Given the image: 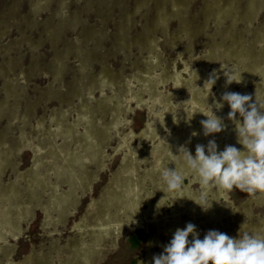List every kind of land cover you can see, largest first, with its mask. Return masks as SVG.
<instances>
[{
    "label": "rangeland",
    "instance_id": "obj_1",
    "mask_svg": "<svg viewBox=\"0 0 264 264\" xmlns=\"http://www.w3.org/2000/svg\"><path fill=\"white\" fill-rule=\"evenodd\" d=\"M212 74L209 105L225 91L264 99V0H0V264H150L189 222L201 238L264 231V194L157 208L170 151L242 148L227 104L207 138L206 117L182 109Z\"/></svg>",
    "mask_w": 264,
    "mask_h": 264
},
{
    "label": "clouds",
    "instance_id": "obj_2",
    "mask_svg": "<svg viewBox=\"0 0 264 264\" xmlns=\"http://www.w3.org/2000/svg\"><path fill=\"white\" fill-rule=\"evenodd\" d=\"M226 76V87L240 82L234 75ZM214 84L212 74L203 88L197 86L203 103L196 108H183L187 120L190 122L195 113L203 114L206 119L200 121L202 134L206 138L214 136L223 132L226 125L213 107L220 110L227 104L230 109L227 120L235 126L236 143L242 148L226 145L219 150L215 139H209L206 145L195 146L194 155L183 146L178 149V154L170 151L169 163H174L175 169H169V163L157 165L155 192L165 193L157 204L158 209L169 206L164 201H171L172 205L178 199L186 198L207 212L213 201L217 202L213 192L238 190L253 197L264 194V99L255 95L253 102L250 95L225 91L219 101L209 105L207 97L212 95ZM190 102L191 99L184 103ZM186 180L189 182L187 185ZM190 185H196L194 192L184 195ZM150 264H264V231L246 230L242 226L236 237H230L210 229L201 238L196 226L189 222L184 228L174 231L171 239L162 246V251L152 256Z\"/></svg>",
    "mask_w": 264,
    "mask_h": 264
},
{
    "label": "bare ground",
    "instance_id": "obj_3",
    "mask_svg": "<svg viewBox=\"0 0 264 264\" xmlns=\"http://www.w3.org/2000/svg\"><path fill=\"white\" fill-rule=\"evenodd\" d=\"M151 36V35H150ZM242 49V48H241ZM234 51V50H233ZM226 59V58H225ZM207 60V59H206ZM208 61V60H207ZM226 62V61H225ZM240 63V62H239ZM235 64V63H234ZM237 64V63H236ZM148 66V65H147ZM232 69V68H231ZM198 72H199V70H198ZM207 72V71H206ZM221 72H223V71H221ZM225 72V71H224ZM230 72V71H229ZM199 74V73H198ZM211 74V73H210ZM218 74H219V72H218ZM201 75V74H200ZM206 75H207V73H206ZM248 75V74H247ZM193 76V75H192ZM215 77V76H214ZM138 78V77H137ZM190 78V77H189ZM199 78V77H198ZM203 78V77H202ZM209 78V77H208ZM227 78V77H226ZM195 79V78H194ZM217 79V78H216ZM220 79V78H219ZM204 79H202V81H203ZM226 80V79H225ZM192 80H190L189 82H191ZM221 81V80H220ZM224 81V80H223ZM222 81V82H223ZM188 82V83H189ZM193 82V81H192ZM196 82H198V81H196ZM204 83H205V81H204ZM223 84V83H222ZM123 86V85H122ZM200 86V85H199ZM219 90V89H218ZM88 91V90H87ZM225 91V90H224ZM91 92V91H90ZM198 92V91H197ZM89 93V92H88ZM91 95V94H90ZM116 96V95H115ZM137 97V96H136ZM100 99V98H99ZM103 99V98H102ZM112 99V98H111ZM179 99V98H178ZM98 101V100H97ZM96 101V102H97ZM111 101V100H110ZM109 101V102H110ZM104 102V101H103ZM212 102V101H211ZM98 103V102H97ZM105 103V102H104ZM88 105V104H87ZM118 105V104H117ZM120 106V105H119ZM91 107V106H90ZM76 108V107H75ZM118 108V107H117ZM120 108V107H119ZM169 108V107H168ZM88 109V108H87ZM167 109V108H166ZM177 109V108H176ZM175 109V110H176ZM183 109V108H182ZM181 110V109H180ZM122 111H123V109H122ZM164 111H166V110H164ZM220 111V110H219ZM57 112V111H56ZM171 112V111H170ZM221 112V111H220ZM159 113H160V111H159ZM167 113H169V112H167ZM80 114V113H79ZM84 114V113H83ZM82 114V115H83ZM158 115V114H157ZM160 115V114H159ZM164 115V114H163ZM162 115V116H163ZM170 115V114H169ZM219 115V114H218ZM66 116V115H65ZM89 116V115H88ZM160 117V116H159ZM82 118V117H81ZM84 118H86V116L84 117ZM114 118V117H113ZM162 118V117H161ZM164 118V117H163ZM168 118V117H167ZM88 119V118H87ZM180 119V118H179ZM64 120H65V118H64ZM85 120V119H84ZM86 121V120H85ZM57 122V121H56ZM89 122V121H88ZM119 122V121H118ZM75 123H76V121H75ZM113 123H114V121H113ZM159 123V122H158ZM51 124H52V122H51ZM61 124V123H60ZM65 124V123H64ZM180 124V123H179ZM95 125V124H94ZM167 125V124H166ZM75 126V125H74ZM51 129V128H50ZM74 129V128H73ZM73 129H71V131L73 130ZM161 129V128H160ZM165 129V128H164ZM62 130H63V128H62ZM76 130V129H75ZM79 130V129H78ZM91 130V129H90ZM77 131V130H76ZM75 131V132H76ZM89 131V130H88ZM85 132H87V131H85ZM79 133V132H78ZM92 133V132H91ZM48 134V133H47ZM89 134V133H88ZM83 135H85V134H83ZM90 135V134H89ZM76 136V135H75ZM92 136V135H91ZM89 137V136H88ZM87 138V137H86ZM94 139V138H93ZM87 140V139H86ZM65 141H66V139H65ZM53 142H56V141H53ZM52 142V143H53ZM86 142V141H85ZM98 143V142H97ZM25 145V144H24ZM41 145V144H40ZM57 145V144H56ZM42 147V146H41ZM45 148H46V145H45ZM50 148V147H49ZM67 148V147H66ZM66 148H65V150H66ZM39 149V148H38ZM41 149H43V148H41ZM51 150V149H50ZM60 150H61V148H60ZM64 150V149H63ZM62 150V151H63ZM79 151H80V149H79ZM41 152V151H40ZM61 152V151H60ZM64 152H66V153H68L67 151H64ZM63 152V153H64ZM104 152V151H103ZM102 152V153H103ZM58 153V152H57ZM78 153V152H77ZM44 154H46V153H44ZM62 154V153H61ZM65 154V153H64ZM71 156V155H70ZM65 157V156H64ZM43 158V157H42ZM54 158H55V156H54ZM41 159V158H40ZM56 159V158H55ZM57 159H58V157H57ZM102 159V158H101ZM100 159V160H101ZM53 160V159H52ZM132 160H134V159H132ZM58 161V160H57ZM57 161H56V163H57ZM51 164V163H50ZM59 164V163H58ZM57 164V165H58ZM55 165V164H54ZM132 167V166H131ZM131 167H130V169H131ZM53 169H55V167L53 168ZM124 172H125V170H124ZM129 172V171H128ZM133 172H135V171H133ZM85 173V172H84ZM89 173V172H88ZM131 173V172H130ZM52 174V173H51ZM119 174V173H118ZM42 176H43V174H42ZM50 176V175H49ZM47 177V176H46ZM127 178V177H126ZM45 179V178H44ZM47 179V178H46ZM50 179V178H49ZM139 179V178H138ZM45 181H48V179L47 180H45ZM114 181V180H113ZM49 182V181H48ZM113 183V182H112ZM77 185H79V184H77ZM112 185V184H111ZM129 185V184H128ZM113 186V185H112ZM133 186V185H132ZM55 187V186H54ZM82 187V186H81ZM130 187V186H129ZM134 187V186H133ZM53 188V187H52ZM119 188V187H118ZM55 189V188H54ZM82 189V188H81ZM113 189V188H112ZM132 189V188H131ZM122 190V189H121ZM53 191V190H52ZM134 191V190H133ZM114 192V191H113ZM54 193V192H53ZM121 193V192H120ZM133 193V192H132ZM56 194V193H55ZM131 194V193H130ZM50 195V194H49ZM102 195H104V194H102ZM52 196V195H51ZM138 196V195H137ZM56 197V196H55ZM22 198V197H21ZM76 198V197H75ZM128 198V197H127ZM52 199V198H51ZM75 200V199H74ZM109 201V200H108ZM107 201V202H108ZM9 202V201H8ZM45 202H47V201H45ZM104 202V201H103ZM45 204V203H44ZM54 204H55V202H54ZM58 205H59V203H57ZM97 205H98V203H96ZM56 205V204H55ZM45 206H46V204H45ZM52 206V205H51ZM57 206V205H56ZM43 207H44V205H43ZM47 208V207H46ZM48 208H52V207H48ZM54 208V207H53ZM52 208V209H53ZM59 208V207H58ZM122 208V207H121ZM0 209H3V208H0ZM18 209V208H17ZM54 210V209H53ZM57 210V209H56ZM44 211H46L45 209H44ZM47 211H48V209H47ZM43 212V211H42ZM53 213H54V211H52ZM56 213V212H55ZM119 213V212H118ZM47 214V213H46ZM62 214V213H61ZM91 214H92V210H91ZM111 214V213H110ZM58 215V214H57ZM95 215V214H94ZM47 216H48V214H47ZM87 216V215H86ZM89 216H91V215H89ZM49 217V216H48ZM107 217V216H106ZM90 218V217H89ZM93 218V217H92ZM96 218V217H95ZM104 218V217H103ZM128 218V217H127ZM17 219V218H16ZM50 219V218H49ZM91 219V218H90ZM108 219V218H107ZM118 219V218H117ZM20 220V219H19ZM97 220V219H96ZM95 220V221H96ZM122 220V219H121ZM126 220V219H125ZM46 221H48V220H46ZM99 221V220H98ZM129 221V220H128ZM111 222V221H110ZM120 222V221H119ZM49 223V222H48ZM82 223V222H81ZM85 223V222H84ZM94 223H96V222H94ZM101 223V222H100ZM94 225V224H93ZM92 227V226H91ZM109 227V226H108ZM107 228V227H106ZM174 229V228H173ZM20 232V231H19ZM104 232V231H103ZM107 233V232H106ZM82 237V236H81ZM81 239H84V237L83 238H81ZM82 244V243H81ZM85 245V244H84ZM82 247H84V246H82ZM97 248V247H96ZM85 249V248H84ZM98 249V248H97ZM71 254V253H70ZM99 255V254H98ZM54 258V257H53ZM45 260V259H44ZM63 260V259H62Z\"/></svg>",
    "mask_w": 264,
    "mask_h": 264
}]
</instances>
